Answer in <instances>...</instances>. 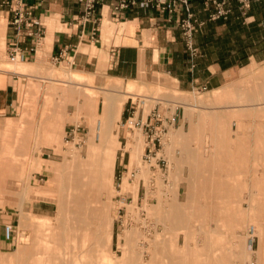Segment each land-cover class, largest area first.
I'll return each instance as SVG.
<instances>
[{
	"label": "rangeland",
	"instance_id": "374dc122",
	"mask_svg": "<svg viewBox=\"0 0 264 264\" xmlns=\"http://www.w3.org/2000/svg\"><path fill=\"white\" fill-rule=\"evenodd\" d=\"M250 49L249 53H258V56L235 63L237 67L228 76L227 85L219 88L230 86L231 91L220 98L214 92L217 88L188 90L162 75L152 81H121L82 74L83 85L72 84L70 77L78 71L67 63L54 62L48 57L39 63V55L33 62H12L5 43L0 42V71L28 74H16L21 77L18 110L11 116L0 117V264H31L28 259L36 249L47 259L73 260L82 250L85 232L76 231L74 238L66 240L61 231L70 217L66 209L74 206L71 203L73 195L83 192L84 184H89L86 191H91L88 195L91 200L97 195V202L91 201L87 205L90 208L87 215L92 221L90 231L96 234L97 210L106 211L113 220L114 239L112 244L106 243L105 239L104 245L108 244V247L104 246V249L118 260H123L120 245L131 249L137 239L136 246L140 248L152 246L155 264H171V255L176 252L174 243L178 240L180 248L186 237L192 247L196 244L212 249L227 247V220L231 203L238 200L227 192V182L238 185L237 179L243 177L242 173L256 165L264 168V129L258 127H264V97L261 102L260 95L255 94V103H243L257 90L264 93V45L259 46L258 42L257 47L250 46ZM128 87L134 92L126 101L121 120L110 119V126L117 134L114 141L119 144L116 161L124 156L125 168L123 165L116 168L115 162L113 180H108L102 193H96V187L90 184L92 174H87L90 169H95L94 159L91 158L87 165L86 156L89 150L90 154L96 152L94 144L101 142L102 132L109 126L103 116L107 98H115L119 91L124 92ZM251 103L255 109L248 107ZM188 104L191 110L186 109ZM244 107L250 110L249 114L243 113ZM155 108L164 111L169 118L177 115V123L169 127L162 147L157 149V156L148 158L146 131L130 128L128 120L133 112H137L136 117L146 121ZM200 115L210 118L203 120ZM217 117L218 120H214ZM243 126H252L254 134L262 132L260 138L251 137L246 150L229 141L230 135L236 137L234 129ZM139 132L143 134L142 147L137 151L140 161L133 163L132 154ZM172 132L178 134L177 139H170ZM52 133H55L54 137ZM231 153L235 156L232 160L228 157ZM244 154H247V161L242 159ZM145 169L150 172L148 185L144 179ZM193 169L190 188L185 187L181 175ZM126 181L131 189L126 186ZM253 187L251 184L250 188ZM107 196L111 200H107ZM22 202L23 207L20 206ZM170 203L183 206L187 224L166 232L162 224L169 216ZM9 225L15 229L12 241H6L4 237L5 227ZM201 230L205 235H199ZM242 230L239 231L245 237ZM250 232L253 235L255 231L251 229ZM248 243L256 252L259 250L258 236L248 237ZM31 247L33 251L29 253ZM191 257L194 259V255ZM129 264H136V261Z\"/></svg>",
	"mask_w": 264,
	"mask_h": 264
},
{
	"label": "crops",
	"instance_id": "0c3cea01",
	"mask_svg": "<svg viewBox=\"0 0 264 264\" xmlns=\"http://www.w3.org/2000/svg\"><path fill=\"white\" fill-rule=\"evenodd\" d=\"M3 1L0 42L5 43L7 54L18 42L24 51L21 62H33L38 55L39 63L45 57L54 62L59 59L81 74L110 80L152 81L162 75L188 90L219 89L227 85L228 76L237 67L235 63L258 56L249 53L250 46L257 47L258 42L264 45V0H250L246 15L238 1L232 0L224 7L230 14L217 20L212 19L219 11L217 6L207 5L206 0H191L200 52L195 69L180 27L181 21L188 18L184 6L176 12L141 5L117 11L115 5L120 0H104L94 15L85 19V2L80 0H24L27 10L40 19L45 29L37 53L30 54L27 50L34 40L16 36L14 13L11 7L3 6ZM16 74L0 71V117L18 110L21 77ZM125 161L124 156L117 159L116 168H125Z\"/></svg>",
	"mask_w": 264,
	"mask_h": 264
},
{
	"label": "bare ground",
	"instance_id": "6f19581e",
	"mask_svg": "<svg viewBox=\"0 0 264 264\" xmlns=\"http://www.w3.org/2000/svg\"><path fill=\"white\" fill-rule=\"evenodd\" d=\"M70 79H71L70 83H72V84L76 83L78 85H83L82 83L84 82V80H83V75L81 73L75 72L74 74L71 75ZM255 85H257V84H255ZM229 87L225 88V89L215 90L214 92L218 96H220V98H222L223 96H226V93L228 94V91H231ZM133 92H134V89L129 88V87L124 92L119 91L118 92L119 95L116 96L115 98H107L106 103L104 105L103 116L106 120V126H108V125L109 126L107 127V129H105V131L102 132L101 142L99 144H94L96 152L94 154L91 153L93 155V157L90 154V150H89V152L87 154L88 156H86V157H88V159L85 161V163L87 165L88 164L90 165V163H88V162L90 161L91 158L94 159L92 161H93V165H94L95 169H93V170L90 169L89 171H87V174H88V176H90L92 174L90 176V184L94 185V188L96 187L95 188L96 193L101 192L103 189H105L107 187L108 180H110V181L113 180V174H114V168H115V162H116V150L119 147V144H117V142L114 141L115 135H117V134H115L113 132V129L110 126V119L116 118L118 120H121L122 114L124 111V106H126L125 105L126 101L128 98L131 97V95H133ZM255 94L260 95V101L264 97V93H262V92L259 93L257 90V91H255L254 94L251 95V97H249L250 96L249 95L247 100H245L243 103H245V102L255 103V101H256V97H254ZM135 96L137 97V95H135ZM220 100H218V101H220ZM257 100H258V98H257ZM263 100H264V98H263ZM227 103H229V102H227ZM249 106L254 108V109L256 108V106L253 104L252 105L248 104V107ZM92 107L95 109V105H92ZM185 107L187 110L192 109L191 105H189V104L185 105ZM245 107H247V106H245ZM245 107H244L243 113L249 114L250 110L245 109ZM236 108H238V106ZM233 113H234V111H233ZM206 117L210 118V116H208V115H200V119L204 120ZM218 118L219 117L214 118V120L217 121ZM55 125H57V124H55ZM248 127L243 126L240 129H238V128L234 129V131L236 132V137L230 135V138H229L230 143L231 144L233 143L235 145L238 144V146L241 150H246L248 148V145H249L248 141L251 139V137L253 135H256L258 138H260L262 136V134H261L262 132H256L254 134L253 131L251 130L252 126H248ZM258 127H259V129H261V127L264 129V127L262 125H259ZM54 132L56 133V129ZM55 133L54 134L52 133L53 137L55 136ZM171 135L172 136H170L171 137L170 139H172V140L178 138V134L176 132H172ZM135 141H136L135 142L136 144L134 147L135 151H134V154H132V156H133L132 162L133 163L135 161H140L138 158V155H137L138 154L137 151L139 149H141V147H142L143 134L139 132L136 136ZM90 145H92V144H90ZM75 152H77V151L75 150ZM240 156H242V155H240ZM228 157L232 160V158L235 156L231 153ZM242 157H243L242 158L243 160L247 161V154H244ZM241 166H242V164H241ZM191 168H193V167H191ZM239 168H241V167H239ZM241 169H243V167ZM237 170L238 169H236V171ZM194 172H195V169L191 170L190 172L185 171V173L181 175L183 177V180L186 183L184 185L185 187L190 188L189 181L192 180L191 176L194 174ZM229 173H227V174H229ZM177 175H180V174H177ZM241 175H243V177L241 179H237L238 185L233 184L229 180H228L229 182H227V192L229 193L230 196L238 199L234 203H231L233 206L230 209L231 213H230V216L227 220L228 221L227 235L229 236L227 247H222L220 249H212V248L205 247L204 244L203 245L196 244L195 247H192L191 243L190 244L188 243V239L186 237L185 241H184V245L182 247L178 248V242H177L178 240H176V242L174 243V247H176V252L173 255H171L172 256L171 257V264H264V258H263V250H264L263 249L264 248L263 247V242H264V168H260V167H258V165H256V167L254 169H252L250 171H246L245 173H242ZM149 178H150V172H149V170L145 169L144 179H145L146 185H148ZM177 179H179V178H177ZM125 184H126V186H129V188L131 189L128 181H126ZM251 184H254L253 188H250ZM84 187L86 189H89L88 188L89 184H84ZM137 187H138V184L136 185V187L134 189L136 198H137L136 193L138 190ZM76 188L78 190H80L78 187H75V189ZM86 189L83 190V192L81 190V193L77 196L73 195L74 199L71 200V203H73L74 206H68L67 207L66 211L70 217L65 221L63 230L61 231V233H62L61 235H63V237H65L66 240H70V238H74L73 237L75 234L74 232L84 231L85 234H84V240H83L84 243H83L82 250L80 252H78V254L74 257L73 260L64 261V260H61L60 258H57L54 260L51 258L47 259L46 257H44L43 253H40L36 249L35 250L36 253L34 255H32L31 258L28 257L29 258L28 260L31 261L30 263L31 264H97L96 261H99L102 264H107V263L108 264H129V263H133L134 261H136V264H153L156 261V256L154 255V251L152 249V246L149 248H147V247L140 248V247L136 246L137 241L139 243L138 239L135 241V245L133 248L131 247V249L124 246L123 244L120 245L121 250H122V258L121 259H123V260H118V258L117 257L114 258V256L112 257L111 255H109L108 250L106 252L107 248L104 249L105 248L104 246L108 247L107 246L108 244L104 245L105 239L107 241L106 243H109V244H112L113 239H114L113 220L109 218V215L106 211L97 210V212H98L97 214L99 217H98L97 227H95L96 228V234L95 233L92 234V232L90 231L92 221H91V218L87 215L88 212L90 211V208L87 207V205L90 204L91 201L97 202V195L95 194V196L93 198L94 200L93 199L91 200L90 197L88 196L89 193H91V191H86ZM225 189H226V187H225ZM187 192H188V190H187ZM178 194H179V192H178ZM71 196H72V194H70V197ZM23 197L25 199L26 196H23ZM95 197H96V199H95ZM109 198L107 196V200ZM25 200H27V199H25ZM109 200H111V199H109ZM23 203L24 202H22V205H20V206L23 207ZM108 204H109V202H108ZM170 204H171V206H170L169 216L167 217L166 221H164V223L162 224L164 226V231H166V232L169 229L170 230L179 229V228L183 227L185 224H187V219L184 217L186 211L183 208V206H181L180 204H177V203H174V204L170 203ZM225 214L226 213H224V215ZM248 215H250L252 217H248ZM222 217H223V215H222ZM222 217H220V218H222ZM220 218H219V220H221ZM76 222H78V223L76 224ZM220 224H221V222H220ZM220 224H218V225H220ZM105 225L107 227V232H105V230H104ZM218 227H220V226H218ZM240 229H243L242 231L246 233V234L244 233L246 235L245 237H243L241 235V233L239 231ZM251 229H254V231H255L253 235H251V232H250ZM199 233H200L199 235H201V234L205 235V233L202 230ZM28 234H29V232H28ZM29 235H31V234H29ZM45 235H48V234H45ZM50 235H52V234H50ZM250 236L251 237L252 236H258L260 238V246H259V250L257 252L254 250L253 246L248 243V237H250ZM36 237H34V238L36 239V242H37ZM225 240H224V242H225ZM36 242H34V243H36ZM38 242H39V240H38ZM201 242H202V239H201ZM33 247H35L34 244H33ZM172 248H173V246H172ZM32 251H33L32 247L29 248L28 252L32 253ZM18 253H19V251H18ZM38 255L39 256L42 255V256L39 257ZM191 255H194V259L191 257ZM255 256L258 257L257 261L254 260ZM119 261H123V263L119 262Z\"/></svg>",
	"mask_w": 264,
	"mask_h": 264
},
{
	"label": "built area",
	"instance_id": "2783aa9c",
	"mask_svg": "<svg viewBox=\"0 0 264 264\" xmlns=\"http://www.w3.org/2000/svg\"><path fill=\"white\" fill-rule=\"evenodd\" d=\"M85 2V19H90L94 15L95 9L98 4L104 0H80ZM232 0H206L207 5H215L219 8L218 13L212 16L213 20L220 19L221 17H227L230 14V10H225V6H230ZM239 8L243 15H246L248 9L251 7L250 0H237ZM155 6L163 10L169 9L171 12H176L181 6L185 7L188 18L181 21L180 27L183 30V40L185 46L190 54V61L192 69L196 68V60L200 56L199 48L195 42V33L197 31V23L193 21L194 14L191 8V0H144L139 3L137 0H120L115 9L126 10L137 7ZM3 6L11 7L14 13V21L12 26L16 29V36H29L34 40L33 45L27 50L30 54H36L38 45L41 43L45 29L40 19H37L31 15L27 10L24 0H4ZM23 50L19 43H15L9 50V59L12 62H19L23 59ZM55 62H59L56 59ZM206 90V88H204ZM137 112H133L128 120V123L132 127L141 128L146 131L148 145L146 149V156H157V149L162 147L167 134L169 133V127L176 125L177 115L169 118L164 111L155 108L148 115L146 121L143 117H136ZM14 227L12 225L6 226L4 231V237L6 241H12L14 237Z\"/></svg>",
	"mask_w": 264,
	"mask_h": 264
}]
</instances>
